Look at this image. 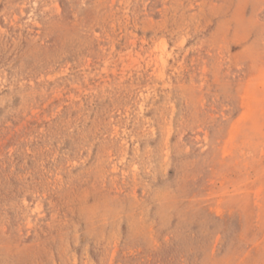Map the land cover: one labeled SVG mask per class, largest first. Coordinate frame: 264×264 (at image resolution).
I'll return each instance as SVG.
<instances>
[{
  "label": "rangeland",
  "instance_id": "1",
  "mask_svg": "<svg viewBox=\"0 0 264 264\" xmlns=\"http://www.w3.org/2000/svg\"><path fill=\"white\" fill-rule=\"evenodd\" d=\"M0 264H264V0H0Z\"/></svg>",
  "mask_w": 264,
  "mask_h": 264
}]
</instances>
